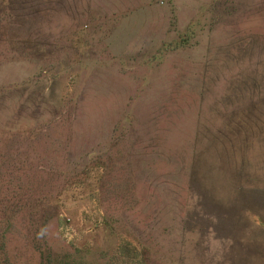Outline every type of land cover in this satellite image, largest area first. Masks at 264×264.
<instances>
[{
	"label": "rangeland",
	"instance_id": "374dc122",
	"mask_svg": "<svg viewBox=\"0 0 264 264\" xmlns=\"http://www.w3.org/2000/svg\"><path fill=\"white\" fill-rule=\"evenodd\" d=\"M3 1L29 42L0 33V194L33 199L43 171L66 188L60 211L32 203L2 230L0 264H264L185 229L187 177L169 156L224 129L264 180V0ZM247 218L248 243L264 224Z\"/></svg>",
	"mask_w": 264,
	"mask_h": 264
},
{
	"label": "trees",
	"instance_id": "16d2710c",
	"mask_svg": "<svg viewBox=\"0 0 264 264\" xmlns=\"http://www.w3.org/2000/svg\"><path fill=\"white\" fill-rule=\"evenodd\" d=\"M229 5L226 6L228 7V14H235L238 11V6L234 4ZM10 6L18 7L17 4L11 3V1L9 3L8 1H0V15L5 10L8 12V7ZM219 7L225 6L218 5ZM218 11L220 13L223 12L220 14L221 16L225 13L224 10L221 11L219 9ZM10 13H12L11 10ZM10 13L9 15H12ZM11 18L4 22L0 19V33L3 30L5 32L8 30L10 37L7 41L9 40L10 42L23 40L21 35H19V31H25L21 26L22 20H19L18 16ZM14 33H18V37H14ZM2 40L3 36H0V43ZM25 42L29 41H18L21 44ZM4 94L5 92H0V99H2V95ZM234 98L238 100L240 96L235 95ZM228 99L229 97L226 99L222 98V101H219L223 107L225 106V109L213 110L216 111V116L225 117L228 115L226 114ZM29 106L34 110L42 107L35 100H32ZM53 106L51 107L53 110L62 108L61 104ZM200 124L208 130L206 124L203 125L202 122ZM210 125L212 124L210 123ZM201 135L204 136V134ZM210 135L212 138H205L206 142L201 140V144H203L201 147H179L180 151L171 150L169 153L170 157H176L179 160L181 171L187 177L189 202L186 206L187 212L183 222L185 229H197L202 236L205 237L207 235L209 237L205 244V248L207 246V249L212 244L210 238L213 236V241L218 243H231L232 245L229 247L232 252H235L237 248H243L250 255L264 257V230L248 239V243L244 237L247 227L251 225L247 214L251 213L257 216L264 224V180L254 177L252 171H250L252 169L249 164L247 165L249 158L245 147H240L243 151L237 149L238 147H229V142L225 140L226 134L224 129H216L214 133L210 132ZM208 137L210 136L208 135ZM132 149L133 147L125 149V154L137 167H140L138 165L140 164L142 154L137 152L134 155ZM239 152L241 153L240 157ZM134 158L136 159L134 160ZM39 176L41 181H45L44 185L51 186L49 189L50 198L44 195L45 189H42L44 187L43 184L39 188L43 192L40 195H36L33 199L21 198L19 200L7 201L0 194V234L3 229L5 230V227L12 228L16 220H27L28 209L32 203L37 204L39 213L49 210L54 212L60 211L63 206L61 198L62 192L66 188L65 182L53 183L54 181L51 178L54 175L46 171L41 172ZM1 182L3 181L0 179V184ZM17 209L19 210L17 211ZM23 214L24 216H22ZM57 260L55 259L54 263L51 261V257L42 256V264H56Z\"/></svg>",
	"mask_w": 264,
	"mask_h": 264
}]
</instances>
